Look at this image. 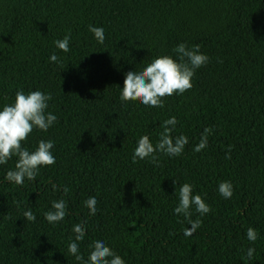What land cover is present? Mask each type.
I'll list each match as a JSON object with an SVG mask.
<instances>
[{
  "label": "trees",
  "instance_id": "obj_1",
  "mask_svg": "<svg viewBox=\"0 0 264 264\" xmlns=\"http://www.w3.org/2000/svg\"><path fill=\"white\" fill-rule=\"evenodd\" d=\"M89 25L104 29L102 44ZM68 34L65 53L55 41ZM180 43L209 57L192 89L162 98L163 108L122 102L125 74L176 59ZM20 89L52 95L47 111L57 122L34 129L23 146L34 151L50 139L56 162L22 186L5 179L18 157L0 165V264H81L68 252L80 223L85 260L100 240L126 264H264V0H0V111ZM172 117V136L188 137L184 152L159 154V166L133 163L139 139L157 143ZM209 127L207 147L195 152ZM224 181L230 199L218 191ZM184 183L211 207L193 211L202 225L190 237L174 212ZM60 199L67 215L49 223L44 213Z\"/></svg>",
  "mask_w": 264,
  "mask_h": 264
},
{
  "label": "clouds",
  "instance_id": "obj_2",
  "mask_svg": "<svg viewBox=\"0 0 264 264\" xmlns=\"http://www.w3.org/2000/svg\"><path fill=\"white\" fill-rule=\"evenodd\" d=\"M89 31L94 34L99 43L102 44L105 41L106 37L102 27L89 25ZM70 39V34L65 35L63 39L55 41V45L67 53L70 51ZM174 52L177 54L176 59L168 55L160 56L142 71L127 72L120 94L121 101H138L144 106L163 108L162 98L171 97L174 93L182 95L185 91L192 89V80L196 70L205 66L209 62V57L200 52V45L189 47L185 43H180ZM49 59L53 63H58L60 60L56 54H52ZM50 100H52L50 93L36 90L25 94L24 90L20 89L15 94L14 103L5 105L0 111V165L6 164L13 156L18 157L15 170H9L6 173L5 179L8 182L22 186L25 179L34 181L42 166L55 164V157L51 151L55 147L54 141L40 140L34 151H29L23 146L34 129L46 132L57 122V116L47 111ZM177 123L175 117L164 121V131L160 134L157 143H153L147 135L142 136L132 155V162L148 159L152 164L159 166V154L169 157L180 156L189 140L184 135L172 136L171 133L175 130ZM212 133L211 127L204 129L200 142L194 148L195 152H201L207 147L208 136ZM226 158L230 159V155ZM53 190H58L55 185H53ZM218 191L225 199H230L233 195V185L230 181L221 182ZM63 192L67 195L69 188L65 186ZM97 203L95 197H89L85 201L90 215L97 213ZM67 207L64 199L53 201L52 210L44 213V217L49 223H59L67 215ZM193 211L203 216L211 211V207L201 195L194 194L191 184L184 183L179 188V204L174 212L182 214L191 226L184 229L186 237L193 236L202 225L199 218L195 220L191 218ZM23 215L27 221H36V216L31 210L25 211ZM72 230L75 233V240L68 245V252L81 264H126L120 255L100 240L94 241L89 246L92 250L88 259L85 260L79 252L77 242L84 239L86 224H76ZM247 238L255 242L258 239L257 231L249 227ZM254 251L253 248L248 249V259L253 257Z\"/></svg>",
  "mask_w": 264,
  "mask_h": 264
}]
</instances>
